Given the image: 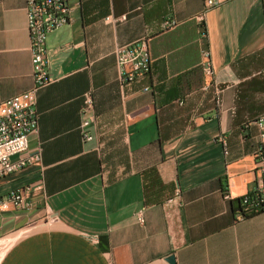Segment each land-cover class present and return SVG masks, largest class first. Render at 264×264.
Wrapping results in <instances>:
<instances>
[{
    "label": "crops",
    "instance_id": "1",
    "mask_svg": "<svg viewBox=\"0 0 264 264\" xmlns=\"http://www.w3.org/2000/svg\"><path fill=\"white\" fill-rule=\"evenodd\" d=\"M67 4L36 95L29 147L41 159L0 178V199L41 186L31 210L0 209V264H264V210L236 208L255 181L264 0H221L205 38L193 19L203 0ZM141 39L149 71L124 81L114 50ZM32 85L25 0H0V102Z\"/></svg>",
    "mask_w": 264,
    "mask_h": 264
},
{
    "label": "built area",
    "instance_id": "2",
    "mask_svg": "<svg viewBox=\"0 0 264 264\" xmlns=\"http://www.w3.org/2000/svg\"><path fill=\"white\" fill-rule=\"evenodd\" d=\"M220 1L203 0L201 10L193 16L200 28L201 38H205V13ZM25 10L30 38L33 85L30 89L0 102V178L35 165L41 159L39 148L30 149L29 138L37 132L38 127L37 92L51 81L46 37L53 30L67 24L69 19L67 0H25ZM175 24V20H165L163 28L168 29ZM199 53L203 72L211 74L208 48L203 46ZM114 54L120 79L124 81L139 79L149 71V55L143 39L131 45L117 46ZM142 90L146 91L148 88L144 86ZM83 104L85 108L91 106L88 94L84 96ZM254 123L259 138L254 152L255 181L253 188L239 199L240 208L237 211L239 217L264 210V112L257 116ZM85 138L89 139V136ZM218 140L222 146V154L225 155L227 153L225 141L223 137H218ZM40 188L39 185H27L9 191L0 199V209L12 205L22 210H31L34 206L31 195ZM136 220L139 223L143 222L141 213L136 214Z\"/></svg>",
    "mask_w": 264,
    "mask_h": 264
},
{
    "label": "water",
    "instance_id": "3",
    "mask_svg": "<svg viewBox=\"0 0 264 264\" xmlns=\"http://www.w3.org/2000/svg\"><path fill=\"white\" fill-rule=\"evenodd\" d=\"M166 260L170 263V264H173V256L172 255H168L166 257Z\"/></svg>",
    "mask_w": 264,
    "mask_h": 264
},
{
    "label": "trees",
    "instance_id": "4",
    "mask_svg": "<svg viewBox=\"0 0 264 264\" xmlns=\"http://www.w3.org/2000/svg\"><path fill=\"white\" fill-rule=\"evenodd\" d=\"M239 199H240V197L236 199V201H237V206H236L237 210H239V208H240L239 207Z\"/></svg>",
    "mask_w": 264,
    "mask_h": 264
}]
</instances>
